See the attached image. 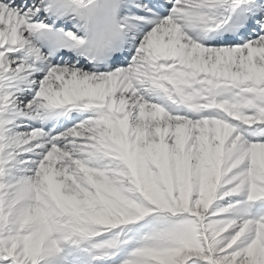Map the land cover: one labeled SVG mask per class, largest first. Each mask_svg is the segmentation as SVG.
<instances>
[{
	"label": "snow or ice",
	"instance_id": "snow-or-ice-1",
	"mask_svg": "<svg viewBox=\"0 0 264 264\" xmlns=\"http://www.w3.org/2000/svg\"><path fill=\"white\" fill-rule=\"evenodd\" d=\"M0 264H264V0H0Z\"/></svg>",
	"mask_w": 264,
	"mask_h": 264
}]
</instances>
